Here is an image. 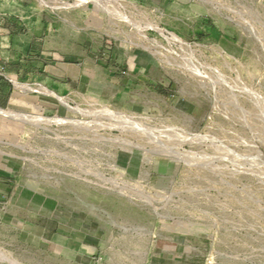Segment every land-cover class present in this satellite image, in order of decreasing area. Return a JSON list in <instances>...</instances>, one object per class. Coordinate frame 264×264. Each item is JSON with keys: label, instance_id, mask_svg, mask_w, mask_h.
I'll use <instances>...</instances> for the list:
<instances>
[{"label": "rangeland", "instance_id": "rangeland-1", "mask_svg": "<svg viewBox=\"0 0 264 264\" xmlns=\"http://www.w3.org/2000/svg\"><path fill=\"white\" fill-rule=\"evenodd\" d=\"M98 1L1 0L65 52L0 100V264H264V0Z\"/></svg>", "mask_w": 264, "mask_h": 264}, {"label": "crops", "instance_id": "crops-1", "mask_svg": "<svg viewBox=\"0 0 264 264\" xmlns=\"http://www.w3.org/2000/svg\"><path fill=\"white\" fill-rule=\"evenodd\" d=\"M1 6L0 0V100H3L14 80L37 79L49 72L48 58L64 53L65 47L51 43L45 14L31 7L19 16L15 2H10L5 11Z\"/></svg>", "mask_w": 264, "mask_h": 264}, {"label": "bare ground", "instance_id": "bare-ground-1", "mask_svg": "<svg viewBox=\"0 0 264 264\" xmlns=\"http://www.w3.org/2000/svg\"><path fill=\"white\" fill-rule=\"evenodd\" d=\"M97 1V0H96ZM99 2V1H98ZM99 3H101V2H99ZM0 113H3L1 110H0Z\"/></svg>", "mask_w": 264, "mask_h": 264}, {"label": "built area", "instance_id": "built-area-1", "mask_svg": "<svg viewBox=\"0 0 264 264\" xmlns=\"http://www.w3.org/2000/svg\"><path fill=\"white\" fill-rule=\"evenodd\" d=\"M98 1V0H97ZM99 2H101V1H99Z\"/></svg>", "mask_w": 264, "mask_h": 264}]
</instances>
